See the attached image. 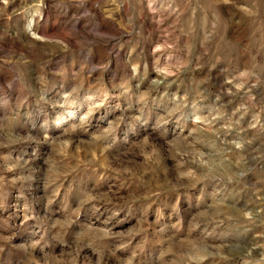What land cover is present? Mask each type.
Listing matches in <instances>:
<instances>
[{"label": "rangeland", "instance_id": "obj_1", "mask_svg": "<svg viewBox=\"0 0 264 264\" xmlns=\"http://www.w3.org/2000/svg\"><path fill=\"white\" fill-rule=\"evenodd\" d=\"M0 264H264V0H0Z\"/></svg>", "mask_w": 264, "mask_h": 264}, {"label": "bare ground", "instance_id": "obj_2", "mask_svg": "<svg viewBox=\"0 0 264 264\" xmlns=\"http://www.w3.org/2000/svg\"><path fill=\"white\" fill-rule=\"evenodd\" d=\"M32 25V24H31Z\"/></svg>", "mask_w": 264, "mask_h": 264}]
</instances>
